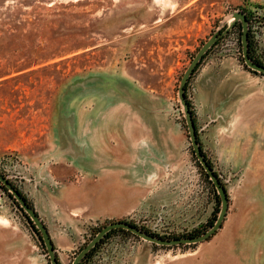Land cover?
Here are the masks:
<instances>
[{
  "label": "rangeland",
  "instance_id": "rangeland-1",
  "mask_svg": "<svg viewBox=\"0 0 264 264\" xmlns=\"http://www.w3.org/2000/svg\"><path fill=\"white\" fill-rule=\"evenodd\" d=\"M236 10L249 19L253 10L264 13V0H0V171L18 187L24 189L23 182L40 177L47 191L57 188L56 206L67 218V186L77 182L75 174L64 172L67 162L52 154V139L59 135L54 120L60 112L67 115L95 105L97 75L128 74L161 98L169 120L182 130L169 152L159 156L151 178L159 191L151 202L143 199L132 209H109L94 218L77 212L79 224L69 226L77 231L75 238L68 246L54 245L59 264H71L97 229L110 221L127 220L165 237L203 231L212 223L208 225L220 198L192 150L178 85L200 45L223 30ZM239 21L210 46L189 76L192 109L203 69L216 68L226 58L244 65L238 53ZM208 125L206 119L197 123L200 143L226 186L232 174L219 167L209 150ZM9 192L0 185V264H50L39 230ZM41 196L36 206L43 221L52 233L67 235V219L50 210L46 194ZM208 198V218L202 212L193 216L191 210L205 208ZM186 205L190 211L183 214ZM205 241L163 245L117 229L84 264H190Z\"/></svg>",
  "mask_w": 264,
  "mask_h": 264
},
{
  "label": "crops",
  "instance_id": "crops-1",
  "mask_svg": "<svg viewBox=\"0 0 264 264\" xmlns=\"http://www.w3.org/2000/svg\"><path fill=\"white\" fill-rule=\"evenodd\" d=\"M96 82L94 106H80L67 115L60 112L54 120L59 135L52 139V154L67 162L64 172L75 174L77 182L67 186V218L56 206L57 188L47 191L40 177L23 182L22 190L41 218L36 202L46 194L50 210L67 219V235L52 233L44 220L55 247L66 242L68 246L75 238L77 231L69 226L79 224L81 213L94 218L109 209H132L143 199L149 204L159 191L151 179L159 156L181 137L182 130L169 120V108H163L161 98H154L151 89L128 74L97 75ZM193 107L196 125L200 119L209 121L206 137L213 158L232 176L226 184L225 218L190 264H264L263 75L226 58L216 68L203 69ZM199 140L203 142L201 136ZM195 199L193 194L191 201ZM210 200L191 214L199 217L202 212V218H208ZM181 208L183 214L190 211L188 205Z\"/></svg>",
  "mask_w": 264,
  "mask_h": 264
},
{
  "label": "water",
  "instance_id": "water-1",
  "mask_svg": "<svg viewBox=\"0 0 264 264\" xmlns=\"http://www.w3.org/2000/svg\"><path fill=\"white\" fill-rule=\"evenodd\" d=\"M233 20L221 31H217L210 35L198 48L196 53L193 55L192 59L188 63L184 72L182 73L178 85V97L180 103L182 104L183 113L186 121V126L189 134V139L196 155V158L204 168V170L209 175V178L214 184L216 192L220 198V208L216 215L214 221L209 225L208 228L203 230L202 232L194 235L187 236H174V237H164L159 236L154 233H151L147 230H144L137 225L131 223L127 220H115L110 221L103 225L88 241L87 243L76 253L73 257L71 264H79L82 257L101 239L105 233L115 227H122L130 230L134 234L139 235L140 237L149 240L151 242H155L163 245H175L180 243H197L203 241L210 237L216 230L221 226L226 212L228 208V193L225 184L221 181L219 175L215 172V169L211 164L207 161L202 148L200 141L198 139V134L196 131L195 120L193 117V112L190 108L189 102L185 96V86L188 81L189 76L193 72L194 68L204 55V53L208 50V48L217 41L223 34L227 33L229 29L233 26L235 21L240 20L241 22V47H242V57L245 64L253 70L264 73V64L254 61L249 54V26L248 19L244 11L236 10L232 15ZM0 182L8 188V190L12 193L15 200L18 202V205L26 212L27 216L30 218L32 222L36 225L39 230L40 236L43 240L45 248L48 253L50 264H59L57 254L55 251L54 243L49 234L48 228L44 223L43 219L36 211L33 205L28 204L26 198L21 193V191L15 187L13 182L2 172L0 171Z\"/></svg>",
  "mask_w": 264,
  "mask_h": 264
},
{
  "label": "trees",
  "instance_id": "trees-1",
  "mask_svg": "<svg viewBox=\"0 0 264 264\" xmlns=\"http://www.w3.org/2000/svg\"><path fill=\"white\" fill-rule=\"evenodd\" d=\"M236 22V21H235ZM238 24H239V26L241 27V22L239 21L238 22ZM234 25H236L235 23L233 24V26ZM242 28V27H241ZM221 31V30H220ZM216 42V41H215ZM214 44V43H213ZM212 44V45H213ZM211 45V46H212ZM210 48V47H209ZM208 48V49H209ZM205 54V53H204ZM249 54H250V56H251V58L254 60V61H257V62H260V63H263V61L261 60V59H259L255 54H254V52H253V40H252V35H251V32H250V30H249ZM204 56V55H203ZM202 56V57H203ZM201 60V59H200ZM200 62V61H199ZM199 62H198V64H199ZM242 62L244 63V65L245 66H247L246 64H245V62H244V60H243V58H242ZM197 64V65H198ZM196 65V66H197ZM248 67V66H247ZM248 68H250V67H248ZM195 69V68H194ZM251 69V68H250ZM251 70H253V69H251ZM253 71H255L256 72V70H253ZM187 83H188V81H187ZM187 83H186V86H185V96H186V99H187V101L189 102V105H190V108H191V110H192V112H193V109H192V105H191V103H190V99L188 98V95H187ZM195 125H196V123H195ZM196 131H197V134H198V129H197V125H196ZM198 139H199V137H198ZM200 141V140H199ZM201 144V143H200ZM201 148H202V144H201ZM193 150V149H192ZM202 151H203V153H204V155H205V157H206V159H207V161L211 164V166H213V163H212V161L208 158V156L206 155V153L204 152V150H203V148H202ZM194 152V151H193ZM198 164L200 165V167L202 168V170H203V172L205 173V175H206V178L209 180V182L211 183V185H212V188L214 189V191L216 192V189H215V187H214V184H213V182L211 181V179L209 178V175L207 174V172L204 170V168L202 167V165L200 164V162L198 161ZM216 172V171H215ZM217 173V172H216ZM218 174V173H217ZM14 184V183H13ZM0 185L5 189V190H7L8 191V188L6 187V186H4L1 182H0ZM15 185V187H17L20 191H21V193L24 195V197L26 198V201L28 202V204H30V205H33V202L31 201V199L28 197V195L20 188V187H18L16 184H14ZM217 193V192H216ZM9 194L12 196V194L9 192ZM14 199V201L18 204V202L15 200V198H13ZM217 199L219 200V195H218V193H217ZM218 210H219V207H217L216 209H215V213H214V215H213V217H212V219H210L209 220V222H208V225L211 223V222H213L214 221V219L216 218V215H217V213H218ZM134 224V223H133ZM144 228V227H143ZM205 228V227H204ZM100 228H98L97 229V231L99 230ZM117 229H121V230H124V231H127V232H130V233H132L130 230H128V229H125V228H122V227H115V228H112V229H110V230H108L106 233H105V235L104 236H102L101 237V239L82 257V259L80 260V262H79V264H84L85 263V260L86 259H88V257L91 255V253L93 252V250L96 248V246L99 244V242L105 237V236H108L109 234H110V232H112L113 230H117ZM145 230H147L146 228H144ZM96 231V232H97ZM149 231V230H148ZM200 231H202V229L200 230V229H196L195 231H191V232H187V233H182V234H171V235H167L168 237H174V236H179V235H185V236H187V235H194V234H197L198 232H200ZM154 234H156V235H159V236H166V235H161V234H158V233H155L154 232ZM43 244V243H42ZM44 245V244H43Z\"/></svg>",
  "mask_w": 264,
  "mask_h": 264
},
{
  "label": "built area",
  "instance_id": "built-area-1",
  "mask_svg": "<svg viewBox=\"0 0 264 264\" xmlns=\"http://www.w3.org/2000/svg\"><path fill=\"white\" fill-rule=\"evenodd\" d=\"M248 26L252 38L256 43V55L264 63V13L253 10L250 18L248 19ZM238 53L242 54V48L238 49ZM228 179L229 177H226L227 181Z\"/></svg>",
  "mask_w": 264,
  "mask_h": 264
},
{
  "label": "flooded vegetation",
  "instance_id": "flooded-vegetation-1",
  "mask_svg": "<svg viewBox=\"0 0 264 264\" xmlns=\"http://www.w3.org/2000/svg\"><path fill=\"white\" fill-rule=\"evenodd\" d=\"M264 64V63H263ZM260 73H262V72H260ZM262 74H264V73H262Z\"/></svg>",
  "mask_w": 264,
  "mask_h": 264
},
{
  "label": "bare ground",
  "instance_id": "bare-ground-1",
  "mask_svg": "<svg viewBox=\"0 0 264 264\" xmlns=\"http://www.w3.org/2000/svg\"><path fill=\"white\" fill-rule=\"evenodd\" d=\"M1 218V217H0Z\"/></svg>",
  "mask_w": 264,
  "mask_h": 264
}]
</instances>
